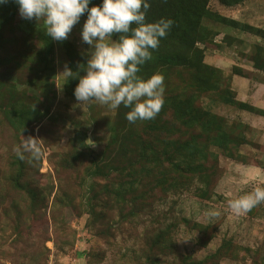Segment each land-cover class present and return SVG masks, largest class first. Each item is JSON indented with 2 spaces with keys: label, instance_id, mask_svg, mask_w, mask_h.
<instances>
[{
  "label": "rangeland",
  "instance_id": "1",
  "mask_svg": "<svg viewBox=\"0 0 264 264\" xmlns=\"http://www.w3.org/2000/svg\"><path fill=\"white\" fill-rule=\"evenodd\" d=\"M209 7L238 27L203 20L210 68L141 70L164 77V104L131 123L123 105L82 106L62 73L84 74L87 13L56 42L0 6V264H264V203L229 207L264 187V118L239 103L264 108V0ZM29 137L38 160L16 155Z\"/></svg>",
  "mask_w": 264,
  "mask_h": 264
},
{
  "label": "clouds",
  "instance_id": "2",
  "mask_svg": "<svg viewBox=\"0 0 264 264\" xmlns=\"http://www.w3.org/2000/svg\"><path fill=\"white\" fill-rule=\"evenodd\" d=\"M7 2L0 0V6ZM14 2L22 19L37 22L42 19L45 34L56 42L66 41L87 13L81 39L91 52L85 67L79 69L84 74L75 75L76 71L67 66L62 72L69 80L79 78L74 95L82 106L96 101L115 110L123 105L130 109L126 119L131 123L152 120L160 113L164 104V77L154 74L144 78L139 73L141 66L152 59L153 50L159 48L174 21L170 18L148 21L150 0H102L95 5L92 0ZM15 151L20 160L26 159V153L37 160L42 156V147L34 137L25 138ZM261 203L264 187L229 199V207L236 215L245 214Z\"/></svg>",
  "mask_w": 264,
  "mask_h": 264
},
{
  "label": "trees",
  "instance_id": "3",
  "mask_svg": "<svg viewBox=\"0 0 264 264\" xmlns=\"http://www.w3.org/2000/svg\"><path fill=\"white\" fill-rule=\"evenodd\" d=\"M210 1L211 0H150L151 8L147 15L148 21L170 18L174 23L167 36L161 39L159 48L153 50L152 59L142 65L141 70L152 74L153 69L158 65L194 66L198 69L210 68V64L206 63L204 59V48L200 46L201 43L210 38L211 34L209 28L204 25L203 20L206 18L215 19L221 23L235 27H238L240 23L236 19L213 12L209 7ZM220 1L227 6H232L244 0ZM92 3L94 5L100 4L102 0H92ZM257 68L260 67L257 66ZM239 103L249 107V110L264 116V108L256 109L245 102L239 101ZM116 142L117 136L115 135L111 144ZM215 144L222 146V144L219 143V139ZM176 167L178 169L180 168L178 165H176ZM92 173L93 175H105V172L101 170L99 164L95 166ZM207 177H209V175H207Z\"/></svg>",
  "mask_w": 264,
  "mask_h": 264
},
{
  "label": "crops",
  "instance_id": "4",
  "mask_svg": "<svg viewBox=\"0 0 264 264\" xmlns=\"http://www.w3.org/2000/svg\"><path fill=\"white\" fill-rule=\"evenodd\" d=\"M263 108V107H262ZM263 116V115H262ZM263 118H264V116H263Z\"/></svg>",
  "mask_w": 264,
  "mask_h": 264
}]
</instances>
